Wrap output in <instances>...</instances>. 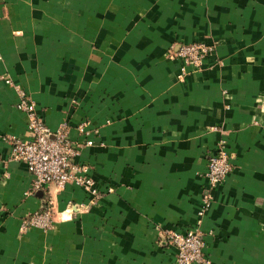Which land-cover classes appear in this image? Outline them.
Returning a JSON list of instances; mask_svg holds the SVG:
<instances>
[{
	"label": "crops",
	"instance_id": "1",
	"mask_svg": "<svg viewBox=\"0 0 264 264\" xmlns=\"http://www.w3.org/2000/svg\"><path fill=\"white\" fill-rule=\"evenodd\" d=\"M193 41L214 53L177 78L165 53ZM4 78L52 131L92 142L75 161L93 204L74 184L28 193L8 159L27 119ZM220 145L232 166L199 216ZM49 199L54 226L21 232ZM196 224L208 262L193 264H264V0H0V264H172L166 231Z\"/></svg>",
	"mask_w": 264,
	"mask_h": 264
},
{
	"label": "built area",
	"instance_id": "2",
	"mask_svg": "<svg viewBox=\"0 0 264 264\" xmlns=\"http://www.w3.org/2000/svg\"><path fill=\"white\" fill-rule=\"evenodd\" d=\"M214 46L205 41H193L172 46L165 56L169 60H179L177 78H184L190 70H200L206 58L214 53ZM5 83L11 85L17 100L15 106L24 112L27 119L29 138L15 139L11 143L8 159L20 161L26 165L31 174V184L28 193L47 188L54 184L63 189L69 184L80 187L88 196V202L93 204L101 194L94 178L89 174L88 167L75 161L82 146L92 142L72 140L68 135V125L63 123L52 131L36 112V103L19 84L4 78ZM85 123H80L77 130L80 134H87ZM232 166V156L223 145L217 146L207 157L204 171L205 184L202 191V205L199 216L210 206L213 191L228 174ZM112 189L108 188V192ZM53 200L46 202V207L26 216L20 223L21 232L31 227L50 229L55 224ZM83 206V205H82ZM64 215L70 217V208L65 209ZM200 220L197 221V224ZM183 231L167 230L166 242L174 248L175 258L172 264L207 263L208 259L203 251L205 242L201 230L197 227Z\"/></svg>",
	"mask_w": 264,
	"mask_h": 264
}]
</instances>
